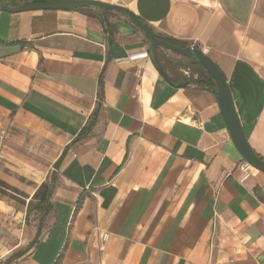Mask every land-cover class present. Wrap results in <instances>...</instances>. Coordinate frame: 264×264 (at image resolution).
<instances>
[{"label":"crops","instance_id":"0c3cea01","mask_svg":"<svg viewBox=\"0 0 264 264\" xmlns=\"http://www.w3.org/2000/svg\"><path fill=\"white\" fill-rule=\"evenodd\" d=\"M96 1L197 45L264 160V0ZM156 55L170 82L118 10H0V264H264V172L238 181L216 87Z\"/></svg>","mask_w":264,"mask_h":264},{"label":"water","instance_id":"95a60500","mask_svg":"<svg viewBox=\"0 0 264 264\" xmlns=\"http://www.w3.org/2000/svg\"><path fill=\"white\" fill-rule=\"evenodd\" d=\"M87 6H97L103 10H118L124 13L129 18V20L143 32L145 38L151 44L153 60L157 66L158 72L165 80L170 82L169 76L157 58L156 50L158 47L168 49L172 52L188 57L192 64H201L214 81L217 100L223 115V119L238 151L240 152L243 159L249 162L255 169L264 172V161L260 159L251 149L245 138L233 106L229 87L223 74L216 64L207 55H205L197 45L180 46L171 43L163 38L158 37L146 23H144L137 15L127 8L96 0H30L25 1L15 7H11L6 4H0V10L17 12L37 9H73ZM186 84L187 82L178 84L177 86L182 87Z\"/></svg>","mask_w":264,"mask_h":264},{"label":"trees","instance_id":"16d2710c","mask_svg":"<svg viewBox=\"0 0 264 264\" xmlns=\"http://www.w3.org/2000/svg\"><path fill=\"white\" fill-rule=\"evenodd\" d=\"M73 9H81V8H73ZM104 11H107V10H103V12ZM157 36L160 37V38H163V39H165V40H167V41H169L171 43L180 45L179 43H177L174 40H171V39H168V38H164V37H161L159 35H157ZM188 67L191 69L193 74H197V77L194 79L197 84L203 85V86H207V87H209V86L215 87V84H214V81H213L212 77L208 74L206 69L201 64H199V63H196V64L189 63ZM257 156L260 159H262L259 155H257ZM0 185L6 187L7 189H10L14 193H16V191H17L15 189L11 188V187H7V185H5L1 181H0ZM1 192L4 193V194H9V193H7L6 191H3V190H1ZM29 207H30V204L28 205V208ZM36 208L40 211L42 209V202L38 203ZM42 213L43 212L41 211V217H42Z\"/></svg>","mask_w":264,"mask_h":264},{"label":"built area","instance_id":"2783aa9c","mask_svg":"<svg viewBox=\"0 0 264 264\" xmlns=\"http://www.w3.org/2000/svg\"><path fill=\"white\" fill-rule=\"evenodd\" d=\"M144 56H147L146 52L133 53V54L129 55V59L135 60V59H138V58L144 57ZM3 133H4V131L0 130V134H3ZM235 168L238 169L241 173V175L237 178L239 182H244L246 179H248L249 176L251 175V173L253 172V170L255 169L249 162H247L244 159L239 161L236 164ZM107 237H108V234L103 233L101 235V240L105 241Z\"/></svg>","mask_w":264,"mask_h":264},{"label":"rangeland","instance_id":"374dc122","mask_svg":"<svg viewBox=\"0 0 264 264\" xmlns=\"http://www.w3.org/2000/svg\"><path fill=\"white\" fill-rule=\"evenodd\" d=\"M17 192H18V191H16V194H17ZM8 196H9V198L14 199V200H16V201L19 199V198L17 197V195H15L14 193H9Z\"/></svg>","mask_w":264,"mask_h":264}]
</instances>
